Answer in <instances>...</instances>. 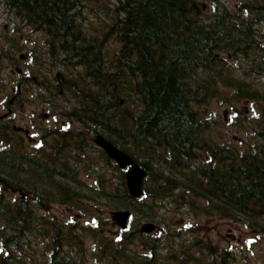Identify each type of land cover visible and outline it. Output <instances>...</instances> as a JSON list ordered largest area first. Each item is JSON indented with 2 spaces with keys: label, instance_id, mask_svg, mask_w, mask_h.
<instances>
[{
  "label": "trees",
  "instance_id": "obj_1",
  "mask_svg": "<svg viewBox=\"0 0 264 264\" xmlns=\"http://www.w3.org/2000/svg\"><path fill=\"white\" fill-rule=\"evenodd\" d=\"M0 1L15 18L12 33L0 37V57L5 56L0 100L8 104L12 94L4 88L2 70L22 49L19 22L45 35L48 52L40 60L45 69L52 70L47 59L54 50L83 68L88 81L75 110L78 122L91 127L44 130L35 147L44 149L33 151L21 133L6 128L10 113L0 116V264H44L32 245L39 236L47 264H96L101 258L114 264H233L237 253L218 248L200 223L214 215L260 231L264 239V148L210 140L207 117L196 108L227 86L231 69L223 58L229 55L248 57L242 70L264 78V0ZM55 85L53 95L62 87ZM255 95L254 87L236 84L238 99ZM95 133L144 168L140 197L128 192L124 170L93 146ZM163 198L171 208L194 213L197 221L169 228L158 212ZM50 202L93 213L94 227L104 213L102 203L129 210L136 222L116 234L106 231L98 251L89 253L75 238L90 225L62 224L44 214ZM153 219L161 227L150 232L136 227ZM201 232L204 236H197Z\"/></svg>",
  "mask_w": 264,
  "mask_h": 264
},
{
  "label": "rangeland",
  "instance_id": "obj_2",
  "mask_svg": "<svg viewBox=\"0 0 264 264\" xmlns=\"http://www.w3.org/2000/svg\"><path fill=\"white\" fill-rule=\"evenodd\" d=\"M14 19L15 18L13 14L10 13L7 7L0 2V37L6 35L7 33H12L11 27H13ZM16 26L22 27V29L19 30L20 36L17 34L18 40L22 45V49L20 50L21 52H16V57H18L19 61V53H24L26 55L25 64L24 62L21 63L23 70H21L20 73L25 76H33L34 83L28 84L27 87H24L23 84H21L20 88L18 87V91H13L12 94H8V97L6 98L9 100L12 99L11 108L13 109V111H15L16 114V117L14 119L16 125L33 128L32 132L37 131L39 133L42 130H40L39 127L37 130H35V124L39 125L41 122H43V125L47 124L48 122L61 124L64 122V120L62 119V111L56 104L50 105L46 104L45 102H40L41 100H44L38 98V95L43 91V89H41L42 86L40 85V83L45 82L46 86L50 87H55L56 85L54 83H58L61 86L62 83H64L65 77L62 76L60 80H54L53 83L48 79V77L44 76L46 74V69L44 67H41L40 65V60L43 57L47 44L43 32L23 27L19 22H16ZM31 54H35L36 60L35 58H30ZM4 57L5 56H2L0 58L3 59ZM230 60L232 61V63H230L229 60L227 62L231 69L228 70L230 71L229 75L231 76V79L227 81V86H224V84H222L223 86L220 87L221 91L219 95L210 98L202 104H197L196 108L199 114H207L208 112L209 115L211 114L218 122L222 120L225 122V125L229 127L228 130H220L219 128H217L216 130H210L207 136L209 135L214 139L225 138L229 143H231V145L238 146L240 149L255 147L259 145L261 147H264V139L260 137L262 136V130H253L252 133L248 132L250 131L247 130L249 128L248 122L251 124V119H248L247 122L239 118V112H241L242 117H253L254 115L258 116L260 114L259 106L264 105V100L245 101V98H243L242 100H238V98L234 96V93L236 91V84L241 81H243L250 87L256 88L258 92L261 93V95H264V81L261 80V78H259L256 74L246 73L244 71L242 72V67H246V64L242 60H239L238 63L236 60ZM47 62L48 65H50L49 62H55V59H49L47 60ZM14 66L15 64H13L12 68H10L7 64H4V69L2 71L4 77L6 75L8 83L12 81V76L16 77L12 81V83L20 80L19 75H16L17 73ZM53 68L54 72H58L60 76L62 74L66 75V73L62 71L63 67L58 66V63H56L55 67ZM78 85L81 86V83L78 82ZM4 88L7 91L9 89V86L6 85ZM34 89H37L36 97L38 100H36V97L33 98L30 94V91ZM57 90L59 91L54 95V97H56L59 103H61L62 100H65V95H68V97L72 98V94H65V87L63 85ZM18 92L19 95L16 96ZM39 103L42 105L43 109L42 107L38 109ZM3 106H5V104L3 103L2 99L0 100V110L3 109ZM224 112L228 113V115H232L237 112V116L234 118H230L229 115L228 119L224 120ZM55 117L57 119L56 121L53 120L55 119ZM262 118H264V112L262 117L258 120H254V122L257 123ZM75 120L76 118H71L66 121H69L71 123ZM217 127L220 126L217 125ZM22 139L24 142L28 140V142H31V139H27L25 134L22 135ZM48 140L49 139H44L43 142L47 144ZM24 145L25 147L33 151H40L44 149L43 146L39 147L38 150L37 148L35 149L36 146H39L38 141ZM82 178L90 181L92 179V175L88 174L86 176L83 174ZM169 201L170 200L166 198L160 199V201H158V209H161L158 212L161 213V217L165 219V221H169V228H176L197 221L194 213H188V211L183 207L175 206L174 208H171L172 203H170ZM101 208L102 210H104V213L101 215L99 220V225L101 226V228L99 225H96L94 227L93 223L97 222V218L93 213L91 214L90 212H81L73 207L66 209L64 205H60L54 202H50L49 209L46 210L44 214L56 216L62 222V224L78 223L79 226L90 225L88 227V230L84 232L78 229V231L80 232V237L79 239L75 238V240L79 242L81 241L83 243V246L80 243L81 249H84L86 252H93L95 248H98V244L102 243L100 242L102 234L105 236L106 231V236L110 234H116L118 231L117 228H119L117 224H115L111 220L110 214L112 209L107 207L104 203L101 204ZM146 221L155 223L156 228H158V225L159 227H161L162 225V223H158L155 219H153L143 220L141 222L138 221L139 223L136 227L139 229V227ZM132 222H136V219L132 218L129 222V226H131ZM107 223L108 225L106 226ZM200 223H203L205 225L203 229L207 238L211 239L214 243H217L218 248L230 247L231 249H233L235 254L237 253V259L233 264H264V248L261 245V242H264V239L259 238L260 231L246 228L245 226L241 225V223L230 221L216 215L211 216L205 221H200ZM91 228L99 229L98 232L100 234H98V232L96 231H94L95 233H92L90 231ZM204 232L198 233L197 236H204ZM32 245L38 252L39 256L37 257L43 258L45 256V260L48 254H45L47 252V248L44 245V241L41 240L40 237L36 240L33 237ZM133 245L136 248H141V246L136 245L135 243H133ZM72 251L80 254V251L75 245H73ZM244 255H246V257H244ZM98 261V264H114L109 263L104 258L98 259ZM94 262L96 261L94 260Z\"/></svg>",
  "mask_w": 264,
  "mask_h": 264
},
{
  "label": "water",
  "instance_id": "obj_3",
  "mask_svg": "<svg viewBox=\"0 0 264 264\" xmlns=\"http://www.w3.org/2000/svg\"><path fill=\"white\" fill-rule=\"evenodd\" d=\"M95 142L99 144L108 156L113 158L120 167L129 166V168L125 170L126 186L132 196L139 197L142 194L141 184L142 178L145 174L144 169L139 166L130 155L118 149L102 136L97 135ZM128 215V210H116L112 212V218L121 227L126 226ZM153 226L154 225L151 223H145L142 225V229L149 231Z\"/></svg>",
  "mask_w": 264,
  "mask_h": 264
},
{
  "label": "flooded vegetation",
  "instance_id": "obj_4",
  "mask_svg": "<svg viewBox=\"0 0 264 264\" xmlns=\"http://www.w3.org/2000/svg\"><path fill=\"white\" fill-rule=\"evenodd\" d=\"M259 41V40H258ZM234 115L235 116H232L231 118H234V117H236L237 115H236V112L234 113ZM246 116V115H245ZM239 117H240V115H239ZM226 119H228L227 117H225V120ZM244 121H247L248 122V117H245V119H244ZM4 123H5V121H4ZM235 123H237V122H235ZM248 126H249V128L247 129V130H258V129H256L255 128V126L256 125H261V126H263L264 124H263V121H259V122H257V123H255L254 121H253V119L251 120V124L248 122ZM254 124V125H253ZM233 125V124H232ZM261 130H264V129H261Z\"/></svg>",
  "mask_w": 264,
  "mask_h": 264
},
{
  "label": "bare ground",
  "instance_id": "obj_5",
  "mask_svg": "<svg viewBox=\"0 0 264 264\" xmlns=\"http://www.w3.org/2000/svg\"><path fill=\"white\" fill-rule=\"evenodd\" d=\"M47 52H48V44H46V49H45ZM58 62V59L56 58V60H55V62H52V65H53V67H55V64ZM15 67V66H14ZM55 95V94H54ZM147 222V221H146ZM38 236H39V234H38ZM40 237V236H39ZM38 237V238H39ZM83 238V237H82Z\"/></svg>",
  "mask_w": 264,
  "mask_h": 264
}]
</instances>
